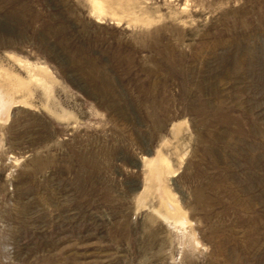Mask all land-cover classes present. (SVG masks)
<instances>
[{
  "label": "rangeland",
  "instance_id": "1",
  "mask_svg": "<svg viewBox=\"0 0 264 264\" xmlns=\"http://www.w3.org/2000/svg\"><path fill=\"white\" fill-rule=\"evenodd\" d=\"M0 89V264H264V0H0Z\"/></svg>",
  "mask_w": 264,
  "mask_h": 264
},
{
  "label": "bare ground",
  "instance_id": "2",
  "mask_svg": "<svg viewBox=\"0 0 264 264\" xmlns=\"http://www.w3.org/2000/svg\"><path fill=\"white\" fill-rule=\"evenodd\" d=\"M11 102V101H10ZM9 103L8 100H6L5 96L3 95L2 90L0 89V114L5 113L9 109ZM160 159V158H159ZM163 161L162 159L158 161L157 160H152L149 161L148 166L151 168H156L158 162ZM162 197L165 205L168 207L171 213H176L177 207L172 203V201L169 199L166 191L163 189L162 191ZM173 205V206H172ZM182 218V217H181Z\"/></svg>",
  "mask_w": 264,
  "mask_h": 264
}]
</instances>
